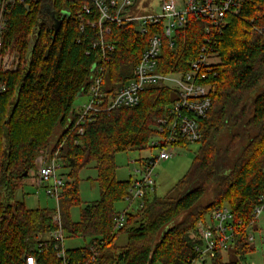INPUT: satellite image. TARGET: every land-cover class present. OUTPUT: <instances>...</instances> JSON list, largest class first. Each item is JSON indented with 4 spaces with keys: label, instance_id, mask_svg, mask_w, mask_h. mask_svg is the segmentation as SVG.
<instances>
[{
    "label": "trees",
    "instance_id": "1",
    "mask_svg": "<svg viewBox=\"0 0 264 264\" xmlns=\"http://www.w3.org/2000/svg\"><path fill=\"white\" fill-rule=\"evenodd\" d=\"M84 4L91 5L87 0H25L6 18L0 52L14 51L18 61L13 71L0 70V264H24L23 256L34 253L35 236L57 227L51 211L28 208L15 198L37 156L52 146L67 170L59 198L62 229L88 239L85 247L67 251L71 264L84 261L90 245L97 252L95 264H190L196 253L188 233L217 205H227L239 223L226 250L238 261H225V251L218 250L201 264H239L254 251L248 236L255 228L252 210L264 185V0H245L238 14L225 17L219 35H207L209 23L188 16L173 32L171 49L162 36L157 61L162 74L184 73L210 36L219 58L210 78L211 108L199 122L202 137L185 174L164 195L148 193L143 207L128 213L118 229L115 205L127 195L130 178H116L115 156L150 149L155 126L176 95L166 84L146 87L136 106L94 113L78 134L74 102L91 83L99 53L92 43L100 36L94 6L93 13L78 15ZM52 14L60 20L57 28ZM137 26L134 21H107L103 26L109 29L103 38L114 47L104 63L106 93L113 94L132 77L153 33L151 25L146 35ZM58 128L60 136L51 145ZM88 166L96 170L99 197L82 205L78 174ZM206 189L211 199L199 205ZM73 207L80 212L76 222L70 216ZM122 235L126 242L120 246ZM36 259L37 264H60L50 252Z\"/></svg>",
    "mask_w": 264,
    "mask_h": 264
},
{
    "label": "built area",
    "instance_id": "2",
    "mask_svg": "<svg viewBox=\"0 0 264 264\" xmlns=\"http://www.w3.org/2000/svg\"><path fill=\"white\" fill-rule=\"evenodd\" d=\"M74 1V0H67ZM91 5L84 4L82 12L85 15L93 13L94 6L99 14L96 24L100 28L98 41L92 43V48L99 47L96 61L92 64L93 74L91 83L85 93L77 98L85 100L79 105L74 104L76 117L73 128L77 133H83V124L90 122L94 113L101 110H112L121 107H133L139 103L140 93L149 86L166 84L175 90V99L168 106L165 115L155 126V137L151 139V148H157L158 154L154 157L142 158L139 166L133 168L127 195L123 201L126 208L119 211L114 217V228H121L128 213L141 209L144 205V197L155 189L153 167L158 160H167L172 157L168 147H176L173 144L198 143L202 134L199 122L206 118L211 108V93L214 86L210 81L216 75L215 65L219 58L214 51V42L210 36L219 35L226 25L225 17L228 14H238L241 4L245 0H161L159 10L150 14L132 15L129 7L135 0H87ZM25 0H0V48L2 33L6 25L7 15L16 4ZM188 16L201 18L209 23L205 29L210 35L204 39L196 56L190 61L188 69L184 73L162 74L157 72V61L162 46V36L169 40L170 49L173 47L172 34L181 28ZM107 21L121 24L134 21L137 23L138 32L142 35L148 33V25L152 26L153 33L148 36L145 48L140 59L132 71V77L120 85L113 93H106L103 88L104 63L112 56L113 45L103 38V34L109 32L104 27ZM94 26V24H92ZM17 57L7 59L0 55V65L5 71L12 64L16 67ZM8 71V70H7ZM0 90H4L0 86ZM54 147L43 150L35 159V168L29 175L36 179V186L44 188L45 193L55 201V208L51 210L50 218L57 227L48 232L35 236L34 253L25 255L24 264H37L36 255L52 253L60 264H71L64 247L66 233L61 226L59 210V198L62 194L65 175L58 158V149ZM136 160H130L135 163ZM61 171V172H60ZM264 211V185L257 203L252 210V216L257 219ZM239 223L234 222L233 214L227 205L215 206L204 220H199L195 228L188 233L193 249L196 253L192 263H202L213 257L218 250L226 251L233 243L234 230ZM248 239L253 240L249 234ZM101 242V241H100ZM84 261L77 264H95L97 252L95 246H88V253L82 255ZM107 264H123L113 261Z\"/></svg>",
    "mask_w": 264,
    "mask_h": 264
},
{
    "label": "rangeland",
    "instance_id": "3",
    "mask_svg": "<svg viewBox=\"0 0 264 264\" xmlns=\"http://www.w3.org/2000/svg\"><path fill=\"white\" fill-rule=\"evenodd\" d=\"M180 2V0H178ZM161 0H135L132 5L129 7V13L132 15H146L150 13L157 12L159 10V5ZM0 55L10 59H14L18 54L14 51L6 52ZM0 65V70H4ZM15 69L14 64L9 68H6L5 71H13ZM85 100L84 97L76 98L74 104L79 105ZM62 129L58 128L54 132L51 145L57 141L60 136ZM168 150L172 152V157L167 160H158L153 167V175L155 180V193L158 196L164 195L168 189H170L188 170L192 159L195 153L198 150V143H188L183 147H168ZM157 148H150L143 151H126L119 152L115 156V162L117 165L116 168V178L119 180H125L131 178L133 168L139 166V162L142 158L145 157H154L158 154ZM136 160L135 163H131L130 160ZM66 169H62V173L66 174ZM61 172V171H60ZM66 178V176H65ZM96 179V170L92 166L82 169L78 174V187L80 192V200L82 205L89 204L99 197V191L97 187ZM15 198L18 200L24 201L25 205L28 208H39L47 209L51 211L55 208V201L52 197H49L44 188L36 186V179L34 176H27L23 180V185L15 193ZM211 199L210 189H206V192L199 201V205H205ZM127 204L122 201L116 203L115 207L118 211H122L126 208ZM79 208L73 207L71 209V220L76 222L79 220ZM177 220V219H176ZM175 220L171 223L173 224ZM251 235L253 236L254 251L251 254H248L243 261H239V264H264V211L261 212L255 223V228L252 231ZM35 239V238H34ZM126 242L125 235L120 236L118 240V245L123 246ZM88 244V239L80 236H69L65 235L64 247L65 249H74L85 247ZM225 261H238L236 256L230 250L222 252ZM208 261V259H207ZM192 264H200L198 262ZM208 264V262H207Z\"/></svg>",
    "mask_w": 264,
    "mask_h": 264
},
{
    "label": "water",
    "instance_id": "4",
    "mask_svg": "<svg viewBox=\"0 0 264 264\" xmlns=\"http://www.w3.org/2000/svg\"><path fill=\"white\" fill-rule=\"evenodd\" d=\"M25 8H26V10L28 11V10H29V5H25ZM52 16H53V14H52ZM52 18H53V20H54V26H55V28H57L58 25H59V23H60V20H56V19L54 18V16H53ZM24 258H25V255L23 256V260H24Z\"/></svg>",
    "mask_w": 264,
    "mask_h": 264
}]
</instances>
